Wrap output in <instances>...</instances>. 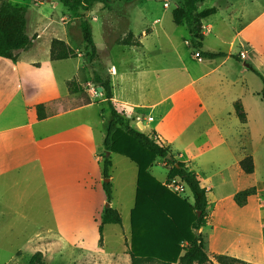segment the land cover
I'll list each match as a JSON object with an SVG mask.
<instances>
[{
    "label": "rangeland",
    "instance_id": "obj_1",
    "mask_svg": "<svg viewBox=\"0 0 264 264\" xmlns=\"http://www.w3.org/2000/svg\"><path fill=\"white\" fill-rule=\"evenodd\" d=\"M8 1L27 9L31 37L41 36L36 39L35 46L30 47L31 50L21 54L18 62L21 76L32 84L26 85L27 104L46 105L52 98L60 99L45 106L52 117L37 126L45 133L44 145L47 146L42 165L33 171H14L9 178L0 180V264H128L124 251L125 247L127 253L130 249L129 219L134 204L137 168L128 158L104 151L102 143L109 110L99 91L97 96L90 91L93 83L87 68L83 66L89 75V83L79 85L75 77L78 75L75 59L51 61L49 47L45 44L49 39L65 38L71 47L80 49L74 19L55 0ZM177 3L178 0H113L106 5L94 4L87 15L98 54V61L92 62L93 67L110 78L107 66H115L121 61V56L118 57L121 47L117 45H122V41L137 43L143 39V32L148 36L147 45L156 47L151 56L159 71L143 70L130 75L138 84L132 97L141 98L147 85L164 81V78H170L176 88L182 86L181 59L186 66L203 72L209 65V59L202 58L199 62L193 57L200 41L191 40L185 25L177 26L172 22L171 13ZM197 7L198 12L215 9V13L202 22L214 25L213 33L206 36L205 47L204 44L201 46L202 50L227 51L230 40L241 30L235 44V50L247 52V61L242 60L241 65L252 66L264 79V0H206ZM243 38L248 40L250 51L243 47ZM174 46H178L181 59L172 51ZM131 56L124 55L130 60ZM79 58L82 63L83 58ZM30 61L37 64L30 65ZM247 75L250 77L246 92L252 134L250 146L256 160L254 178L259 186H263L264 103L257 95L262 82L252 71ZM226 90L231 92V96L239 93L237 86ZM191 91L192 88H188L174 95L173 101L180 107V112L173 110L167 114L159 129L166 132L169 127L178 132L176 129L179 128L185 137L194 135L198 147L193 150L186 146L180 159L189 161L194 155L204 152L196 161L189 163L198 170L201 180L209 178L213 182L211 176L217 168L209 160L217 152L214 147L216 139L205 137L212 132V123L198 117L200 109L195 101L185 107L180 105ZM208 94H212L210 89L204 91L205 96ZM87 101L90 104L84 109L71 112L72 108ZM115 109L121 112L119 108ZM101 110L105 113L101 114ZM147 115L145 111V118ZM161 115L162 112L154 114L156 118ZM123 116L131 125L132 118ZM195 116L197 120L192 122ZM147 130L149 127L146 126L145 132ZM184 141L186 144V139ZM104 155L110 160L108 179L102 175ZM169 168L164 159H156L150 174L163 185ZM106 180L111 185L109 207L118 212L120 224H106L100 233L101 217L107 203L102 189ZM231 190V185L214 186L213 192L226 195ZM184 195L178 197L190 203L191 194L186 190ZM244 235L246 238L243 237L242 241L253 237L248 233ZM221 237L226 238L227 235H219ZM207 249L211 250L210 244Z\"/></svg>",
    "mask_w": 264,
    "mask_h": 264
},
{
    "label": "crops",
    "instance_id": "obj_2",
    "mask_svg": "<svg viewBox=\"0 0 264 264\" xmlns=\"http://www.w3.org/2000/svg\"><path fill=\"white\" fill-rule=\"evenodd\" d=\"M53 3L56 4V2ZM26 19L27 33L31 36L27 9ZM35 23L37 24V22ZM202 26L206 27L207 31H202V39L197 44L198 51L196 52H217L202 50L201 46L204 44L205 47L206 36L213 33L214 25H204L202 23ZM141 35L143 39L137 40V45H117L121 47L118 55V57L121 56V61L115 66H107L110 74L114 106L119 108L127 117L132 118L131 126L133 128L144 135H155L158 143L168 146L172 154L177 157V161L183 163L187 170L196 174L200 184L206 189L208 199L206 225L198 232L202 235L209 258L207 264H217L215 261L216 256L230 257L247 264H264V185L259 186V182L254 178L256 160L250 146L252 134L249 123V110L246 104L247 82L250 79L247 72L251 70L244 63L241 65L242 60L247 61L246 50H235V44L241 36V30L237 31L230 40L229 49L224 52L227 56L209 59V65L204 68L203 72H198L194 68L186 66L181 59L178 46L172 47V51L181 59V71L184 77L183 85L176 88L170 78L168 80L164 78V81L159 80L155 84L147 85L145 88L146 93L141 98L136 99L132 95L136 93L138 84L135 83L134 78H130V75H136V73L143 70H151L155 73L154 69H156V64L151 56L156 47L150 48L146 42L148 36L143 32ZM39 38L41 36L35 37L33 40L34 46L36 39ZM60 40L71 47L65 38ZM241 40L243 47L250 51L248 40L246 38ZM50 42L51 39L45 42L49 48ZM28 50H31V48ZM28 50L20 51L14 64L0 58V180L2 181L9 178L10 173L14 171L21 169L33 171L38 165H42L43 152L47 147L44 145L45 133L40 131L37 126L52 116L48 115L47 109H45L46 117L40 120L36 118L34 107L43 103H37L32 106L27 104L26 85L32 84L21 76L18 66L21 54ZM138 53L140 56H138ZM126 54L132 55L131 60L124 57ZM241 54H243L241 61L231 57V55ZM202 58L201 55V60ZM73 59L78 65V75L75 76L76 82L79 85L82 83L88 84L89 75L85 73L80 58ZM29 63L30 65L37 64L34 61ZM157 71L159 70L156 69ZM204 79L206 80L202 85L195 87V84H199ZM235 86L238 87V94L231 96V92L225 91L226 88ZM188 88H192V91L181 101V107H185L191 101H195L200 109L198 117H203L212 123L213 130L205 137L210 136L216 139L214 147L217 148V152L209 160L217 168V171L211 176L213 182L209 178L206 181L205 179L201 180L198 170H194L189 163V161H196L198 156L204 152L194 155L189 161L180 159L183 158L186 146H191L193 150L198 147L196 144L197 138L194 135L185 137L184 131L179 128L176 129L178 132L169 127L166 132L159 129L167 114L173 110H177V113L180 112V107L173 101L174 95ZM207 89H210L212 94L205 96L204 91ZM257 95L259 96V92ZM59 99L52 98L46 105ZM234 102H240L242 106L246 117L244 123H241L235 115ZM86 105L82 104L72 108L71 112L84 109ZM145 111L148 114L147 117H152L153 120L146 123L141 129L139 122H144L147 119L144 116ZM156 112H162V115L156 118L154 116ZM140 117H143V119L140 120ZM196 120L197 116L192 119V122ZM146 126L149 127L147 132H145ZM184 139H186V144H184ZM248 156L253 164V173L251 174H245L239 166V162ZM224 185L232 186V190L228 194L218 195V193L215 194L213 192L214 186ZM251 188L254 189V193L247 197L242 206L236 205L234 201L235 195ZM188 192L190 193V191ZM189 202L190 204L193 202L192 195ZM206 231H208L209 236ZM246 233L253 235V237H250V240L242 241L243 237L246 238L244 235ZM219 235H227V237L219 238ZM230 235H235V237ZM208 243L211 250L207 249ZM124 255L128 257V264H131L127 247H125ZM257 259L260 260L257 261Z\"/></svg>",
    "mask_w": 264,
    "mask_h": 264
},
{
    "label": "trees",
    "instance_id": "obj_3",
    "mask_svg": "<svg viewBox=\"0 0 264 264\" xmlns=\"http://www.w3.org/2000/svg\"><path fill=\"white\" fill-rule=\"evenodd\" d=\"M61 4L74 19L80 49H74L60 39H52L49 48V59L60 61L82 57V65L91 76L92 85L98 89L102 101L109 110L106 123V133L103 140L105 152L116 153L128 158L137 168L135 180V196L133 208L130 211V249L131 264H207L209 261L202 235L199 231L206 225L207 191L200 184L197 175L187 170L183 163L174 159L168 146L154 141L151 136L144 135L133 128L118 112L112 102L113 93L108 75L99 73L92 62L98 61V54L92 39V29L87 19L94 4L106 5L113 0H55ZM206 0H178L172 10V22L179 26L185 25L192 41L198 43L202 39L201 24L203 20L215 13L214 8L198 12L197 5ZM73 33H70L72 35ZM34 38L27 33L26 8L0 0V58L16 63L18 53L28 50L33 45ZM122 45H136V42L122 41ZM205 59L224 58V52H203ZM241 61L240 55H231ZM248 68L260 78L262 87L259 92L264 102V79L252 67ZM79 88L78 85L75 86ZM87 101L85 104H88ZM234 112L241 123L246 121L240 102L233 103ZM38 120L46 117L43 104L34 107ZM105 113L101 110V114ZM170 155L172 160H167ZM156 159H164L170 165L166 179L178 178L188 187L193 202L169 192L151 174L150 168ZM240 169L245 174L253 173L251 158L245 157L239 162ZM109 157L102 158V175L108 179ZM106 195L107 206L103 210L99 232L106 224H120L116 210L109 207L111 201V185L102 184ZM254 189L237 193L235 204L242 206ZM181 243H184L182 246ZM217 264H247L226 256H216Z\"/></svg>",
    "mask_w": 264,
    "mask_h": 264
},
{
    "label": "built area",
    "instance_id": "obj_4",
    "mask_svg": "<svg viewBox=\"0 0 264 264\" xmlns=\"http://www.w3.org/2000/svg\"><path fill=\"white\" fill-rule=\"evenodd\" d=\"M202 29H206V27L202 26ZM242 55H240V57L242 58ZM194 58L198 61H201V53L199 52H195L193 54ZM90 91L92 92L93 95H99L98 94V89H96L94 86L91 87ZM153 120L152 117H147V119L142 122L140 121L139 124H141L142 128L144 127V125L147 123V122H151ZM141 128V129H142ZM151 138L154 140V141H157L155 135H150ZM163 186L168 189L171 193L177 195V196H183L185 191H189L188 187L186 186L185 183H183L181 180H179L178 178H172V179H166L163 183ZM185 196V195H184ZM186 198V197H185Z\"/></svg>",
    "mask_w": 264,
    "mask_h": 264
},
{
    "label": "water",
    "instance_id": "obj_5",
    "mask_svg": "<svg viewBox=\"0 0 264 264\" xmlns=\"http://www.w3.org/2000/svg\"><path fill=\"white\" fill-rule=\"evenodd\" d=\"M244 65L246 66V67H248V65L246 64V63H244ZM101 89L100 88H98V91H100ZM108 155V154H107ZM166 159L167 160H172V157L170 156V155H168L167 157H166ZM108 180H106V182H107ZM196 233L198 232L197 230L195 231Z\"/></svg>",
    "mask_w": 264,
    "mask_h": 264
}]
</instances>
